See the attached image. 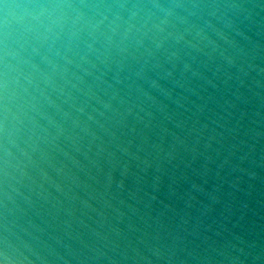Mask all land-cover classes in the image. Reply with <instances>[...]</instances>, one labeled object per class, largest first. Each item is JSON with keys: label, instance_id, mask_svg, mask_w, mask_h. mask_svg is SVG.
Returning a JSON list of instances; mask_svg holds the SVG:
<instances>
[{"label": "water", "instance_id": "water-1", "mask_svg": "<svg viewBox=\"0 0 264 264\" xmlns=\"http://www.w3.org/2000/svg\"><path fill=\"white\" fill-rule=\"evenodd\" d=\"M0 264H264V0H0Z\"/></svg>", "mask_w": 264, "mask_h": 264}]
</instances>
